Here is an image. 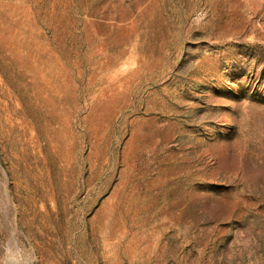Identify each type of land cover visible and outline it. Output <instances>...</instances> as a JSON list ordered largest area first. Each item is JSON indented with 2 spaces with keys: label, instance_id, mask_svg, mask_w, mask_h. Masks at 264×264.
Returning <instances> with one entry per match:
<instances>
[{
  "label": "rangeland",
  "instance_id": "obj_1",
  "mask_svg": "<svg viewBox=\"0 0 264 264\" xmlns=\"http://www.w3.org/2000/svg\"><path fill=\"white\" fill-rule=\"evenodd\" d=\"M0 264H264V0H0Z\"/></svg>",
  "mask_w": 264,
  "mask_h": 264
}]
</instances>
